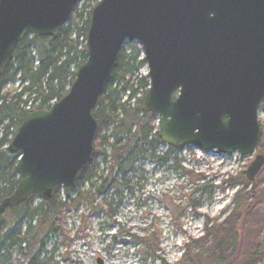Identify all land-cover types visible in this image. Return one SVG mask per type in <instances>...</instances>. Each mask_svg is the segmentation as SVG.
Wrapping results in <instances>:
<instances>
[{
    "label": "water",
    "instance_id": "1",
    "mask_svg": "<svg viewBox=\"0 0 264 264\" xmlns=\"http://www.w3.org/2000/svg\"><path fill=\"white\" fill-rule=\"evenodd\" d=\"M81 0H0V73L24 33L53 37ZM136 42L148 73L142 112L158 118V138L220 155L251 156L264 102V0H100L86 33V61L67 94L27 113L8 145L17 185L0 215L35 196L72 190L93 156V113L125 42ZM257 154L245 172L253 183Z\"/></svg>",
    "mask_w": 264,
    "mask_h": 264
},
{
    "label": "trees",
    "instance_id": "2",
    "mask_svg": "<svg viewBox=\"0 0 264 264\" xmlns=\"http://www.w3.org/2000/svg\"><path fill=\"white\" fill-rule=\"evenodd\" d=\"M88 3H95V0L82 2L85 20L83 13H77L81 5L76 6L68 23L61 26L53 37L32 38L24 33L14 50L12 61L0 73V125L6 123L0 137V201L10 196L17 185L16 155L5 148L8 129L15 127L13 132L18 131L28 104L34 110L46 111L67 94L75 71L86 61V48L79 39L86 38L92 9ZM75 20L76 24L72 25ZM140 56V49L131 41L123 46L118 55L93 113L98 121L93 156L79 174L75 187L62 190V196L61 188L57 187L50 201H42L35 206L33 203L37 198L30 196L22 204L6 209L0 215V264H40L45 261L48 239L57 234L63 235L66 213L77 211L84 203L89 205L88 213L91 215L102 214L112 218L113 201L121 204L126 195L134 193L133 179L137 177V172L144 170L145 159L149 158L155 166L169 160L181 174L188 178L192 174L180 164L176 155L171 156L178 150L167 148L163 155L157 153V146L162 144L156 128L157 116L143 113L141 109L148 78L138 76L139 69L146 65ZM16 77L23 85L21 90L17 94L4 93L6 85ZM139 91L142 95L137 98ZM132 101L134 105H131ZM257 149L260 152L264 149L262 136ZM224 182L232 186H250L244 173L236 177L226 174ZM196 191L198 189L191 190L186 197V207L192 215L199 216L197 212L201 203L195 197ZM98 198L100 201H97ZM249 198L248 209H251L264 198V187L252 184ZM174 208L181 209L179 205ZM234 222V215L219 225L210 224L206 218L203 235L197 239L187 237L181 260L176 264H195L208 250L213 252L218 249L220 257L226 241L234 238ZM152 228V232L143 236L131 235L132 244L144 261L157 259L166 264L158 254L161 252V233L157 230L158 226Z\"/></svg>",
    "mask_w": 264,
    "mask_h": 264
},
{
    "label": "rangeland",
    "instance_id": "3",
    "mask_svg": "<svg viewBox=\"0 0 264 264\" xmlns=\"http://www.w3.org/2000/svg\"><path fill=\"white\" fill-rule=\"evenodd\" d=\"M88 4L95 6L94 3ZM83 11L81 4L77 13H83L85 20ZM77 24L80 26L79 22ZM83 40L81 38L79 42ZM133 43L140 49L136 42ZM140 57L143 59L142 54ZM147 73L145 65L139 69L138 76L145 78ZM20 83L16 77L3 92L17 94L23 86ZM141 95L139 91L137 98ZM131 105H134V101ZM262 105L258 120L264 141V103ZM156 121L158 123V119ZM5 124L0 125V137ZM12 129L15 127L9 128L8 134L12 133ZM166 151L164 145L157 146L159 155ZM263 153L264 149L261 152L256 149L247 157L235 154L224 156L215 151L204 153L188 146L183 147L171 156L176 155L180 164L192 171L191 178L173 168L169 160L155 166L149 158L145 159L144 170L137 172V177L133 179L134 193L126 195L121 204L113 201L112 218L102 214L91 215L87 203L82 204L77 211L66 213L63 235L59 233L60 236L57 234L48 239L46 260L40 264H161L157 259L144 261L131 239V235L143 236L152 232L154 225L158 226L157 230L161 233L160 259L166 264H176L181 260L187 237L197 239L203 235L206 218L210 224L219 225L231 215L235 216V239L226 241L225 248L220 251L223 256L219 257L218 249L213 252L208 250L195 264H216L220 260L223 261L219 264H264V198L248 209L252 184L264 187V166L254 182H248V187L224 182L226 174L236 177L245 173L255 156ZM196 189L195 197L201 203L197 212L199 216L192 215L186 207V197L191 190ZM38 203V200H34L33 206ZM177 205L181 207L180 211L174 208ZM252 254L254 256H250Z\"/></svg>",
    "mask_w": 264,
    "mask_h": 264
},
{
    "label": "built area",
    "instance_id": "4",
    "mask_svg": "<svg viewBox=\"0 0 264 264\" xmlns=\"http://www.w3.org/2000/svg\"><path fill=\"white\" fill-rule=\"evenodd\" d=\"M31 108V106L30 105H27L26 107H25V110L27 111V110H29ZM11 137V134H10V136H9V138Z\"/></svg>",
    "mask_w": 264,
    "mask_h": 264
}]
</instances>
